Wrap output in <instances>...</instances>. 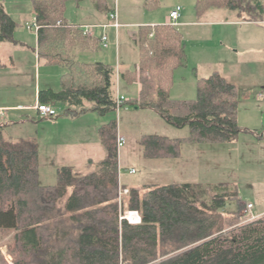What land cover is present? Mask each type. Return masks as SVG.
<instances>
[{"label":"trees","instance_id":"obj_1","mask_svg":"<svg viewBox=\"0 0 264 264\" xmlns=\"http://www.w3.org/2000/svg\"><path fill=\"white\" fill-rule=\"evenodd\" d=\"M70 1L78 6L84 2L31 0L39 58L66 69L61 88L40 91L39 103L63 104L71 115L74 107L85 112L86 104L101 115L115 111V68L78 60L79 52L100 49L101 39L70 23L66 16ZM108 1L93 3L109 13ZM160 2L145 0V8L157 9ZM195 8L198 14L225 8L247 21H264V0H198ZM18 27L0 6V44L13 41ZM138 44L139 63L121 78L126 83L139 81L141 91L124 106L149 108L169 124L190 130L184 138L144 135L146 158L176 159L183 144L238 138V88L219 72L198 79L195 100L172 98V74L187 64L177 26L140 27ZM8 126L0 116V232L4 236L15 232L14 264H264V216L243 224L240 213L246 205L231 185L123 186L129 192L120 205L116 119L99 131L106 157L95 169L84 175L60 167L53 186L40 183L36 139H15ZM127 211L138 212L141 223H129L124 218Z\"/></svg>","mask_w":264,"mask_h":264},{"label":"rangeland","instance_id":"obj_2","mask_svg":"<svg viewBox=\"0 0 264 264\" xmlns=\"http://www.w3.org/2000/svg\"><path fill=\"white\" fill-rule=\"evenodd\" d=\"M160 1V7L151 10L145 8L144 0H109L108 6L113 9L117 7L120 23L125 20L135 23L151 20L161 22L168 19L171 8L178 5L181 7V15L183 14L184 19L187 16L188 19L195 20L194 8L197 0ZM16 6L14 10L8 9L9 12L15 13L21 10L32 12L33 10L30 0H20ZM211 11L213 14L205 17L208 20L235 18V13H237L231 10ZM104 15L105 12L95 8L93 0H84L81 7H78L75 1L67 4L66 16L73 22L94 24ZM30 26L33 30H30ZM35 26L34 20L28 17L24 23L20 22L17 35L23 37L26 35L29 38L28 43L31 44L36 38ZM140 26H121L118 48L111 42L108 34V48L79 52L78 60L87 63L95 62L94 60L99 61L102 56L108 54L112 60L107 57L108 61L105 62L112 64L115 71L117 63L115 56H118L122 66L125 65L133 70L139 61V44L137 38L129 31L137 33ZM207 28H187L182 29L183 31L178 28L183 35L185 50L189 58H187L186 66L175 70L172 74L174 83L170 93L174 98L195 100L197 98V77L196 72L194 73L193 61L199 58L206 60V56L209 55L216 60L211 64H203L197 70L199 71L197 75L200 77L210 76L211 66H219L223 63L224 71L228 73L230 82L238 88L237 120L241 133L236 140L227 143H186L181 147L182 157L149 159L144 156V148L141 144V138L144 135L184 138L189 135V128L187 126L177 128L166 122L157 112L149 108H139L136 105L124 106L119 111L115 110L101 115L89 111L88 108L91 106L86 104L85 112L79 107L72 108L75 115L77 114L75 116L66 114L65 105L56 103L54 108L58 116L54 118V121L69 119L73 122L51 126L36 111H32L25 112L24 115L29 114V117L21 118L14 128V131L24 132L23 135L32 134L38 137H36V142L40 154V183L47 186L56 185L57 169L66 165L72 166L78 174L85 175L93 171L95 168L89 167L88 159L92 158V161L97 162L106 157V151L100 142L99 131L101 127L116 119L118 133L125 138L124 146L119 148L120 186L143 188L151 185L166 186L178 183L206 186L228 184L237 190L242 204L246 205L240 213L242 223L258 219L254 217V213L256 215L264 211V23L250 28L242 26ZM95 29L92 27L93 32ZM255 39L257 41L254 43ZM222 42L226 46H221ZM236 50L239 51L238 54L235 53ZM39 66L42 85L49 79L59 84L58 89L61 88L58 71H66V69L60 66H46L42 63ZM31 68L34 73L36 65L33 64ZM213 68L217 70L218 67ZM8 71L6 67L0 65L1 92L10 85L16 88L15 85L20 82V76L15 74V70L10 71L14 73L12 75L7 74ZM183 77L188 80L186 84L182 83L184 82ZM121 83L120 94L128 99H136L139 96L138 86L141 88L139 81L136 83L121 81ZM91 141L96 142L98 146L95 150L89 151L86 146ZM131 170L135 173H131ZM64 203L65 200H62L60 207H63ZM248 204L255 207L252 213L246 212ZM128 212L130 211H127L125 215ZM69 216L64 217L68 225ZM14 234L15 232H12L9 236H4L0 232V264H6L4 259L6 252L13 257L14 261L16 259L15 254L12 253L15 245ZM56 247L59 245L57 244Z\"/></svg>","mask_w":264,"mask_h":264},{"label":"crops","instance_id":"obj_3","mask_svg":"<svg viewBox=\"0 0 264 264\" xmlns=\"http://www.w3.org/2000/svg\"><path fill=\"white\" fill-rule=\"evenodd\" d=\"M8 1L9 0H4L3 2L0 1V6H2L5 9V11L11 16V18H13V20H15L19 24V26H20V22L24 23V21L27 20L28 17H30V19H33L34 23H35V17L33 14V10H32V12H30V11L23 12V10H21L19 12H15V13L9 12L8 9L14 10L15 8H17L16 5H18L20 3V0H10L9 2ZM144 5H145V0H144ZM160 5H161V2H160ZM94 6L96 8L95 4H94ZM78 7H81V5H79ZM177 7H180V6L178 5L176 7L171 8L170 13L173 10H175ZM32 8H33V6H32ZM115 8L117 9V7H115ZM96 9L98 10V8H96ZM114 9L110 8L109 13H105V15L102 16L101 18H99L98 22L94 23V24H85V23H81V22H73V20L70 18H68V20L70 21L71 24L79 25L81 27H88V26L95 27L96 29L94 30V32L92 31L93 36H97L100 39H101L103 33L109 34V36L112 40L111 42L115 44L116 48H118L119 29H115L112 26L113 20L110 18V13ZM211 10L222 11V10H228V9L216 8V9L207 10L204 14H198L196 11V8H194L195 20L193 18L188 19L187 16L184 19L183 18L184 16L182 14L180 19H179V26H177V28H180L181 31H183L182 29H187V28H205V29H208L207 27L213 28L214 26H219L222 28L238 27V26L250 28L252 26H260V24L264 23V21H258V22L247 21L245 18H241L238 13H235L236 14L235 18H226V19H219V20H216L214 18V19L208 20L205 17H207L209 14H213V13H211L212 12ZM170 13H169V15H170ZM118 17H119V13H118ZM120 18H121V16H120ZM168 22H169V17H168V19L163 20L161 22H156V20H151V21H147V22H143V23H135V22L125 20L124 22H121L120 24L123 27H131V26H135V25H137V26L141 25L140 27H143V26H155L158 24H166ZM105 26H106V28H104ZM29 28H30V30H33L32 26H30ZM35 30H36V38H35V41L31 42V44L28 43L29 38H27L26 35H24L25 37L17 35V30L14 33V40L13 41L3 42L0 44V65L6 67L9 70L7 72V74L12 75L14 73H12L10 71L15 70L16 71L15 74L20 76V78H19L20 82L18 83V85H15L16 88H14L12 85H10L7 88L5 87L3 92L0 91V116L9 125L7 128L8 134L15 139H37L38 138L37 135L36 136H34L32 134L23 135L22 133H24V132L14 131V128H15V126H17L16 124L19 123V120L21 118H23L25 116L29 117V114L24 115L25 112L30 113L32 111H36L37 114H39L38 111L35 109V106L39 103V92L40 91L46 90V89H53V90H56V89L59 90L60 89V88L59 89L57 88L59 84H57V82L55 84V81L53 83L49 79H47L45 81V84H43V85L40 81L41 78H40V66H39V64L40 63H42L44 65H46V64L38 56V52H37L38 51V49H37V43H38L37 26H35ZM129 32L132 36L136 37L138 40L139 29H138L137 33H133L132 31H129ZM256 41H257V39L254 40V43ZM224 45L226 46V44H224V42H222L221 46H224ZM10 46H12V47H10ZM100 48L101 49L103 48L101 45V42H100ZM14 49H15V51L12 52V50H14ZM104 49H106V48H104ZM88 51H94V50H88ZM238 52L239 51L236 50L235 53L238 54ZM186 53H187V50H186ZM205 54L206 53H204V55ZM107 57H110V56L108 54L107 55L105 54L104 56H102L100 58L101 60H99V61L94 60V61L106 63L108 61ZM206 57H207L206 60L205 59L200 60V58H199L197 61L195 60L192 63V65L195 67L194 73L196 72V77H197L196 78V84H198L199 78H208L209 77V76L200 77L199 75H197V74H199V71H197V70L199 68H201L203 64L207 65V64H211L214 61L216 62V60L212 59L211 55L206 56ZM139 58H140V51H139ZM187 58H189L188 55H187ZM111 60H112V58H111ZM115 61H117V63H116V76H115V89H116V96H118V95H122L119 92V89L122 91L121 81H123V80L121 78V75H122V73H124L130 69L127 68V66H125V65L122 66V64H120V62L118 60V56H115ZM95 62H89V63H95ZM138 63H139V61H138ZM138 63L136 65H138ZM33 64L36 65V69H35L34 73H33V69L31 68ZM106 64H109V63H106ZM109 65H112V64H109ZM46 66H52V65H46ZM213 67H218V68H217V70H213V69H215ZM210 69H212V70H210V74H209L210 76L214 72H219L221 75H223L226 79L229 80L228 73H226L224 71L223 63H220L219 66H211ZM65 72L66 71H64V70L58 71V77L60 76V82H61V77ZM182 80L184 81V82H182L184 84H186L188 82V80L184 77L182 78ZM136 82L137 81H135L134 83H136ZM138 87H139V94H140L141 88H140V86H138ZM123 96H125V95H123ZM171 96H172V94H171ZM172 98H174V97L172 96ZM126 99H128V98L126 97ZM174 99H179V98H174ZM183 100H189V99L185 98ZM50 105L55 107V104H50ZM89 111L95 112V111H92L91 109ZM95 113H97V112H95ZM6 117H8V118H6ZM44 119L47 120L46 123L50 124L51 126H58V125L65 123V122H68V123L73 122V121H69V119H61L59 121H54V119H48V118H44ZM100 142H101V139H100ZM101 144H102V142H101ZM97 146L98 145L96 142L91 141V142L87 143L86 147L89 151H92V150H95L97 148ZM88 160H89V162H88L89 167L95 168L96 164L103 159H101L97 162L92 161V158H90ZM69 167H72V166H69ZM40 176H41V172H40ZM254 208L255 207H253V210H254ZM262 216H264V211H262L256 215L254 213V217H256V218H260Z\"/></svg>","mask_w":264,"mask_h":264},{"label":"built area","instance_id":"obj_4","mask_svg":"<svg viewBox=\"0 0 264 264\" xmlns=\"http://www.w3.org/2000/svg\"><path fill=\"white\" fill-rule=\"evenodd\" d=\"M181 17V7H177L175 10H173L170 15H169V22L168 24H171L172 26H178L179 25V19ZM110 18L113 20V27L115 29H119L122 25L119 22V17H118V11L115 8L111 13H110ZM106 28V26L104 27ZM85 33L93 36V32H92V27L88 26V27H84ZM101 45L103 48H108L109 46V37L107 33H103L102 37H101ZM128 99H126L125 96L123 95H118L117 96V110L119 111L121 108L124 107L126 101ZM35 109L38 111V113L40 114L41 117L43 118H48V119H54L55 117L58 116V112L56 111V109L51 106V105H46V104H41L38 103L35 106ZM118 149L124 146L125 143V138L122 135L118 136ZM131 173H135L134 170H131ZM129 190L128 189H123L122 186H120L119 189V199L118 202L121 205L123 202V196H125L126 194H128ZM253 210V205L252 204H248L247 205V209L246 212H251ZM128 213L132 214V213H136L138 219L135 222H131L130 219H128ZM125 215V219H127L129 221V223L131 224H139L141 223V216L138 212L135 211H130ZM252 213V212H251ZM251 221V220H250ZM4 259H5V263L6 264H14V259L13 257L9 254V253H4Z\"/></svg>","mask_w":264,"mask_h":264},{"label":"bare ground","instance_id":"obj_5","mask_svg":"<svg viewBox=\"0 0 264 264\" xmlns=\"http://www.w3.org/2000/svg\"><path fill=\"white\" fill-rule=\"evenodd\" d=\"M127 215H128V219H130L131 222H135L138 219L136 213H132V214L128 213Z\"/></svg>","mask_w":264,"mask_h":264}]
</instances>
